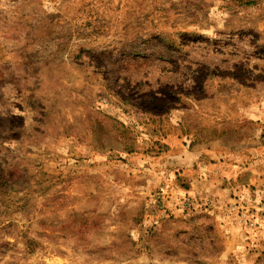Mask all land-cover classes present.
Listing matches in <instances>:
<instances>
[{
    "label": "rangeland",
    "instance_id": "1",
    "mask_svg": "<svg viewBox=\"0 0 264 264\" xmlns=\"http://www.w3.org/2000/svg\"><path fill=\"white\" fill-rule=\"evenodd\" d=\"M264 188V0H0V264H264L185 195Z\"/></svg>",
    "mask_w": 264,
    "mask_h": 264
},
{
    "label": "built area",
    "instance_id": "2",
    "mask_svg": "<svg viewBox=\"0 0 264 264\" xmlns=\"http://www.w3.org/2000/svg\"><path fill=\"white\" fill-rule=\"evenodd\" d=\"M225 197L188 194L180 202L183 213L206 212L219 221L241 231L256 232L264 229V188L256 199L244 195L239 187L226 189Z\"/></svg>",
    "mask_w": 264,
    "mask_h": 264
}]
</instances>
